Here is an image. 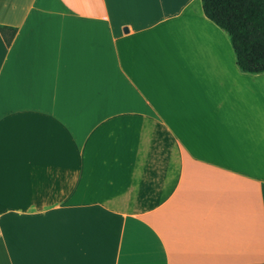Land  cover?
Listing matches in <instances>:
<instances>
[{
    "label": "crops",
    "instance_id": "crops-1",
    "mask_svg": "<svg viewBox=\"0 0 264 264\" xmlns=\"http://www.w3.org/2000/svg\"><path fill=\"white\" fill-rule=\"evenodd\" d=\"M0 25V264H264V72L201 0Z\"/></svg>",
    "mask_w": 264,
    "mask_h": 264
},
{
    "label": "trees",
    "instance_id": "trees-1",
    "mask_svg": "<svg viewBox=\"0 0 264 264\" xmlns=\"http://www.w3.org/2000/svg\"><path fill=\"white\" fill-rule=\"evenodd\" d=\"M201 5L227 33L240 70L264 72V0H201ZM5 39L9 43L10 37Z\"/></svg>",
    "mask_w": 264,
    "mask_h": 264
}]
</instances>
